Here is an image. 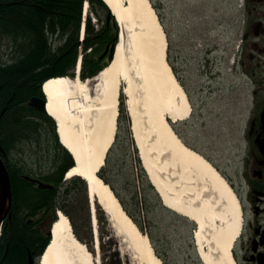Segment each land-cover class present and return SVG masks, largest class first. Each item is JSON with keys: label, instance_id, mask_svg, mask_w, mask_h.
<instances>
[{"label": "bare ground", "instance_id": "bare-ground-1", "mask_svg": "<svg viewBox=\"0 0 264 264\" xmlns=\"http://www.w3.org/2000/svg\"><path fill=\"white\" fill-rule=\"evenodd\" d=\"M121 27L114 61L93 80L54 77L44 85L48 114L58 122L62 143L76 165L66 179L80 176L88 185L90 208L99 206L117 237L121 252H131L136 264H164L147 237L126 214L110 187L99 177L118 128L120 95L125 94L133 140L142 166L164 206L183 213V197L194 174L229 191L219 171L198 152L186 146L171 124L191 115L189 97L168 62L167 33L150 0H103ZM190 190V189H189ZM229 193V192H228ZM236 203L240 232L241 208ZM94 254L75 237L70 219L60 213L41 264H102L100 240L94 235ZM128 256V255H125ZM204 264H236L227 261Z\"/></svg>", "mask_w": 264, "mask_h": 264}, {"label": "rangeland", "instance_id": "rangeland-1", "mask_svg": "<svg viewBox=\"0 0 264 264\" xmlns=\"http://www.w3.org/2000/svg\"><path fill=\"white\" fill-rule=\"evenodd\" d=\"M153 1L167 31L169 60L193 99L196 111L247 110L243 96L251 93L252 85L242 73L233 71V60L241 51L239 46L244 25L242 0ZM87 17L91 18L95 27H100L105 14L98 6L89 5ZM12 56L11 49L0 48V62L11 63ZM231 94H239L241 102L228 108L226 100ZM121 96L120 109L123 105L127 107L125 94ZM189 119L176 124L181 135L189 142L192 139L193 144L196 142L201 151L219 157L221 170L232 168L227 163L230 156L226 152L234 142H239L232 139L239 127L233 133H226L222 126L201 132L200 127L195 128ZM126 126L125 121L121 128L118 125L117 138L107 155L104 175L116 187L144 231L152 235L166 264H204L207 259L211 263L227 261V255L234 252L241 233L236 203L231 195L232 192L240 205L234 186L227 181L228 193L207 176L194 174L188 184L190 190L183 197L184 212L177 213L167 208L156 190L143 182L136 145L132 132L128 135ZM16 155L22 159L19 154ZM43 155L42 165L48 169L53 153L45 152ZM23 157L25 163L33 164L37 156L34 149H27ZM68 187L61 188L60 193ZM59 203H64L75 221L78 234L91 249L97 230L102 264H136L131 252H121L122 238L117 237L99 206L97 221H94L87 191L78 188L72 195V201L61 198ZM242 219L241 213V222Z\"/></svg>", "mask_w": 264, "mask_h": 264}, {"label": "trees", "instance_id": "trees-1", "mask_svg": "<svg viewBox=\"0 0 264 264\" xmlns=\"http://www.w3.org/2000/svg\"><path fill=\"white\" fill-rule=\"evenodd\" d=\"M85 1L0 0V48H9L13 54L11 63L0 62V146L7 153L6 164L13 187L11 218L3 224L0 236V264H29L30 251L41 256L49 244L47 232L57 218V210L70 216L78 234L74 219L64 203L60 204L59 201L61 198L72 201L75 190L81 188L86 191L87 184L78 176L65 181V175L75 166L74 159L60 143L55 121L28 103L33 97H43L41 84L49 78L74 76L80 48L85 52L83 79L94 77L107 66L99 56L106 44L115 41L118 27L111 17L113 29L105 24L100 31H96L89 19L86 36L81 43ZM88 1L98 6L105 18L110 16L102 0ZM103 22H106L105 19ZM55 44L56 47H52ZM89 49L91 53H86ZM120 111V128L125 121L126 131L131 135L130 118L124 105ZM27 149H34L37 156L30 165L23 161ZM45 152L53 153L48 169L42 165ZM138 163L143 182L153 190L139 158ZM104 171L105 167L100 176L112 187L126 211L143 229L116 187L105 177ZM24 175L49 183L54 188L41 189L24 179ZM63 187H68L66 193H60ZM149 236L154 243L152 235Z\"/></svg>", "mask_w": 264, "mask_h": 264}, {"label": "flooded vegetation", "instance_id": "flooded-vegetation-1", "mask_svg": "<svg viewBox=\"0 0 264 264\" xmlns=\"http://www.w3.org/2000/svg\"><path fill=\"white\" fill-rule=\"evenodd\" d=\"M243 12L241 51L236 54L237 61L236 58L233 60V71L242 73L252 85L251 93L243 96L248 109L196 111L190 97V123L195 128L200 127L201 132L222 126L226 133H233L239 127L237 135H232V139L239 142H234L226 152L230 156L227 163L232 168L222 171L220 158L207 156L234 186L240 199L243 226L233 252L236 264H264V0H243ZM111 44L108 43L105 50ZM103 58L106 59L107 55ZM226 101V107H235L241 97L231 94ZM186 141L199 149L192 139ZM39 257L30 251L28 262L31 259L32 264H39Z\"/></svg>", "mask_w": 264, "mask_h": 264}, {"label": "water", "instance_id": "water-1", "mask_svg": "<svg viewBox=\"0 0 264 264\" xmlns=\"http://www.w3.org/2000/svg\"><path fill=\"white\" fill-rule=\"evenodd\" d=\"M112 12V10H111ZM114 15V14H113ZM118 37V35H117ZM120 37V32H119ZM117 49V43H113L108 49L109 51V57H108V63L111 64L115 59ZM29 105L31 107H34L35 109L39 111H43L48 113L47 111V105H48V98L40 99V98H32ZM59 132V129H58ZM7 157L6 152L2 149L0 146V229L3 225V223L11 218V210L13 206V188H12V182L10 173L8 170V167L4 161V159ZM76 162V160H75ZM24 178L28 181H31L35 184H38L40 188L43 189H52L53 187L49 184H46L38 179H33L29 176H24ZM54 226V224H53ZM53 226L50 232V235L53 234ZM30 264H32V260H30Z\"/></svg>", "mask_w": 264, "mask_h": 264}]
</instances>
